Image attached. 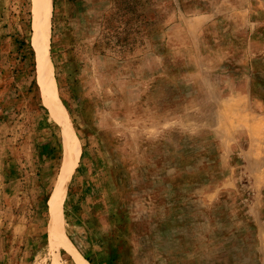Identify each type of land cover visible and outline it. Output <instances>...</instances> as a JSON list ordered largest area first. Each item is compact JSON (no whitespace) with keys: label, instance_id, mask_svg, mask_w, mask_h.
Wrapping results in <instances>:
<instances>
[{"label":"rangeland","instance_id":"obj_1","mask_svg":"<svg viewBox=\"0 0 264 264\" xmlns=\"http://www.w3.org/2000/svg\"><path fill=\"white\" fill-rule=\"evenodd\" d=\"M33 9L0 0V264H264V0H50L45 88Z\"/></svg>","mask_w":264,"mask_h":264},{"label":"bare ground","instance_id":"obj_2","mask_svg":"<svg viewBox=\"0 0 264 264\" xmlns=\"http://www.w3.org/2000/svg\"><path fill=\"white\" fill-rule=\"evenodd\" d=\"M49 5L50 0H34V9H33V25H34V34H35V49L37 52L38 58V66L40 71V82L43 88L45 82L43 80V76L48 70V59H47V38H48V16H49ZM47 74V72H46ZM49 78L50 73H49ZM53 86V87H52ZM51 87V93L49 91L48 95H45V100L48 107L57 116L59 122L62 125L63 133H64V158L65 163L62 167V171L58 178L54 193L52 195V199L50 202L51 213H52V229L54 233L60 237V228H59V211L62 200L65 195V191L67 188V184L70 180L71 173L76 166L78 155H79V146L75 139L74 133L69 130L67 126V119L65 121L64 111L61 108V105L58 101H56L54 97V85ZM56 101V102H55ZM64 161V160H63Z\"/></svg>","mask_w":264,"mask_h":264},{"label":"crops","instance_id":"obj_3","mask_svg":"<svg viewBox=\"0 0 264 264\" xmlns=\"http://www.w3.org/2000/svg\"><path fill=\"white\" fill-rule=\"evenodd\" d=\"M3 143H4L3 141H0V165L1 166L8 165L7 164L8 159L2 155V152L5 151V147L2 145ZM6 150H7V147H6Z\"/></svg>","mask_w":264,"mask_h":264}]
</instances>
